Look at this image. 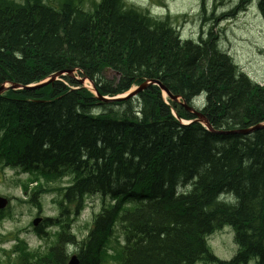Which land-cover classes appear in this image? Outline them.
<instances>
[{
  "label": "trees",
  "instance_id": "obj_1",
  "mask_svg": "<svg viewBox=\"0 0 264 264\" xmlns=\"http://www.w3.org/2000/svg\"><path fill=\"white\" fill-rule=\"evenodd\" d=\"M252 1L240 0L233 13L214 19L208 39L184 41L168 18L124 0H0V87L9 85L0 95V169L30 173L36 186L28 200L39 208L40 193L48 191L44 181L67 173L76 179L58 202V222L46 221L63 229L56 245L44 255L20 241L16 264H67L69 244L79 245L80 264H251L255 258L264 264V128L234 133L264 123V83L240 72L214 31ZM257 6L264 20V0ZM202 8L209 25L213 16ZM107 69L120 73L118 81L105 80ZM70 70L103 96L157 85L137 101L102 107L71 75L26 89ZM161 88L180 97L178 103L165 102ZM198 99L213 132L193 121L189 107ZM112 106L121 108L107 111ZM183 119L193 122L183 125ZM87 193L117 204L78 243L67 214L71 206L82 208ZM129 201L136 203L127 209ZM123 210L120 241L114 222ZM6 216L0 212V220ZM230 228L236 254L219 260L208 238Z\"/></svg>",
  "mask_w": 264,
  "mask_h": 264
},
{
  "label": "rangeland",
  "instance_id": "obj_2",
  "mask_svg": "<svg viewBox=\"0 0 264 264\" xmlns=\"http://www.w3.org/2000/svg\"><path fill=\"white\" fill-rule=\"evenodd\" d=\"M16 1L20 2L21 0ZM51 2L54 5L57 3L55 0H51ZM133 2L136 5L146 6L160 18L168 17L182 40L199 41V38L208 39L211 33L210 27L215 23L214 19H219L222 14L233 13L234 7H238L240 0H133ZM201 3H204L208 9V16H213L209 25H205L203 14H201ZM89 7L90 4L87 2L86 8ZM245 8V11L236 9L233 16L222 18L214 30L218 33H215V38L220 44V49L230 54L240 72H244L250 79L260 84L264 83V20L260 15L257 0L247 4ZM117 79L116 75L114 81ZM111 80L113 79L111 78ZM84 84L87 88L90 85L88 81H85ZM202 104L203 102L200 103V105ZM113 108L119 110L121 107ZM108 111H110L109 108ZM27 176L28 174L18 169L8 167L0 169V196L24 199V195L30 194V191L36 186L31 184L32 180H29ZM32 178L34 179V177ZM63 179L62 183L56 185L63 187L69 185L73 180L71 176H66ZM23 185H26L27 191ZM56 197V194L40 193L37 199V204L42 205L40 214H37L38 209L31 204L13 199L8 209L11 211L10 215L4 220H0L2 222L0 234L3 240V243H0V264H16L14 261L19 254L13 253L6 258V252L16 244L13 236L18 232L20 237L28 242L30 248H42L44 255L47 254L49 248L54 246L61 228H47V234H43L44 240L34 232L32 221L35 217L36 219L42 217L44 220L59 217L61 208L54 202ZM101 200V195H88L87 209L80 213L72 226L70 225L72 233L78 240H83L88 235L90 231L88 225L91 223L94 213H97L102 207ZM106 201L109 202L108 199ZM116 233L114 236L118 237L120 241H124L119 225L116 227ZM208 244L213 255L219 260L231 261L237 251L234 232L231 228L211 235L208 238ZM67 250L70 251L69 256H72L78 254L79 247L71 245L67 247ZM111 254L115 255L114 252ZM257 260L255 258L251 264H257ZM116 261L113 259L109 264H118Z\"/></svg>",
  "mask_w": 264,
  "mask_h": 264
},
{
  "label": "water",
  "instance_id": "obj_3",
  "mask_svg": "<svg viewBox=\"0 0 264 264\" xmlns=\"http://www.w3.org/2000/svg\"><path fill=\"white\" fill-rule=\"evenodd\" d=\"M67 73L71 74V71L70 72H67ZM64 74H65L64 72H58V74L51 76L50 80H48L47 82L42 83V84H39L38 87L40 88V87H43V86H47L48 83L54 82L58 78V76H61V75H64ZM156 82L157 81H154L153 80V82H149L148 84L143 85L141 88L137 89L136 91L131 92L130 95L127 98H118V99H108L107 98L106 99V98H104V97H102L100 95L98 97H99V100L101 102H105V103H107L109 101H111V102H119V100H127V99H130L131 97H134V96L140 94V92H142L148 85L153 84V83H156ZM7 88H8V86L0 87V95L2 93H4ZM11 88H13V89H21L22 87L21 86H18V85H12ZM27 88L35 89V87H27ZM166 92H168V91H166ZM168 94L171 96V94L169 92H168ZM202 120H203V117L199 121H202ZM206 125H207V122H206ZM262 128H264V123L262 125H258V126H255V127H251L248 130H238L237 132H234V133L235 134H237V133L250 134L251 132H254V131L259 130V129H262ZM226 133L231 134V132H226ZM226 133H221V134H226ZM7 205H8V200L5 199V198H3V197H0V210L5 209L7 207ZM39 222H40L39 220H37V221L35 220L34 221V225L35 226L38 225ZM74 262H75V264H80V262L78 260H74Z\"/></svg>",
  "mask_w": 264,
  "mask_h": 264
},
{
  "label": "bare ground",
  "instance_id": "obj_4",
  "mask_svg": "<svg viewBox=\"0 0 264 264\" xmlns=\"http://www.w3.org/2000/svg\"><path fill=\"white\" fill-rule=\"evenodd\" d=\"M255 1V0H254ZM227 53V52H226ZM228 54V53H227ZM230 55V54H229ZM79 80H80V84H84V82L85 81H88V83L89 84H91L92 82L89 80V79H87L86 77L85 78H79ZM35 86V88H39L38 87V85L37 84H35L34 85ZM84 87L87 89V87L85 86V84H84ZM26 89H29V88H26ZM165 95V94H164ZM129 100H133L132 98H130V99H127V100H125V101H129ZM173 102H177L178 103V101L177 100H173V99H171ZM184 105H186V103H184ZM202 109V107L201 108H199L198 109V111L196 110L195 112H194V115H196L197 116V119H202V117H203V114L201 113V110ZM195 122H197L196 120H195ZM207 128V127H206ZM208 130V129H207ZM212 132H213V129L211 130ZM20 171V170H19ZM0 197H2V196H0ZM221 197V196H220ZM222 200V199H221ZM224 201V200H223ZM10 201H8V205H7V210L9 209V207H10ZM1 212V211H0ZM61 214V213H60ZM61 217V215L59 216V217H57V218H53V219H59ZM37 220H40V221H42V223L40 224V225H36V228H37V234H38V230H40L41 228L43 229V231H44V234H47V228H53V227H59V226H55V225H51L50 223H48V222H46L47 220H50V219H46V220H44L42 217L40 218H37L36 219V221ZM62 221H64L63 219H62ZM61 221V222H62ZM70 225H71V222H70ZM69 225V227H70V232H71V226ZM61 228V227H60ZM63 229L61 228V231H62ZM60 231V232H61ZM219 231V230H218ZM59 232V233H60ZM58 233V234H59ZM116 234H118V233H116ZM114 235V234H113ZM73 236V235H72ZM57 237H58V235H57ZM74 238H75V236H73ZM87 237V236H86ZM85 237V238H86ZM57 239V238H56ZM84 240V239H83ZM83 240H78V238H76V241H78V243H81ZM57 241H58V239L56 240V242H55V244L54 245H56V243H57ZM69 246H71V244H69L67 247H69ZM72 246H74V245H72ZM76 247L78 246L79 247V245L77 244V245H75ZM54 247V246H53ZM52 248V247H51ZM51 248H49V250L51 249ZM79 253V252H78ZM69 254H70V251H68V260H67V264H75V262H74V260H77L78 259V254H74V255H72V256H69ZM117 262V261H116ZM201 264V263H200ZM212 264H214V263H212Z\"/></svg>",
  "mask_w": 264,
  "mask_h": 264
}]
</instances>
